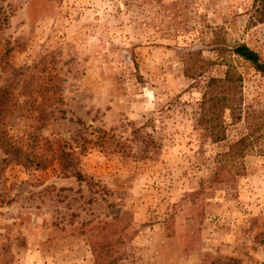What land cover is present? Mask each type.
Wrapping results in <instances>:
<instances>
[{
	"label": "rangeland",
	"instance_id": "1",
	"mask_svg": "<svg viewBox=\"0 0 264 264\" xmlns=\"http://www.w3.org/2000/svg\"><path fill=\"white\" fill-rule=\"evenodd\" d=\"M252 2L0 0V114L21 140L16 157L0 150V264H264V155L212 182L246 130L202 140V90L183 74L188 49L214 59V28L264 62ZM231 60L244 109L262 110L264 77Z\"/></svg>",
	"mask_w": 264,
	"mask_h": 264
},
{
	"label": "trees",
	"instance_id": "2",
	"mask_svg": "<svg viewBox=\"0 0 264 264\" xmlns=\"http://www.w3.org/2000/svg\"><path fill=\"white\" fill-rule=\"evenodd\" d=\"M128 7H131L130 2ZM263 22L264 0H253L249 11V24ZM211 34L212 39L202 46L206 48L207 52L213 53L214 59H204L201 56L202 50L188 49L186 51L188 63L183 68V74L192 81V85L200 86L202 90L197 104L196 118H194L195 129L199 131L197 134L202 140L208 141V144H218L226 138L227 124L241 122L245 127L246 133L228 142L226 150L217 155L218 159L211 179L212 182L220 183L227 179L225 175L241 174L237 166L240 164L239 160L248 153L256 151L255 153L258 155H264V108L262 110L244 109L242 105V74L232 63L231 56L242 59L263 77L264 62L255 51L243 42L228 44L223 33L215 28L211 30ZM214 65L223 66L222 74L206 76ZM3 111L4 109L0 108V113ZM7 120L6 114H0V150L6 155L16 157L19 153L21 140H14L7 136ZM52 156L53 161L56 160L65 173L70 165L77 164L72 160V153L62 149ZM38 164L39 162L35 166ZM71 176L81 180L78 172H74ZM96 250L103 254L108 252V248L104 245L94 243L91 252Z\"/></svg>",
	"mask_w": 264,
	"mask_h": 264
}]
</instances>
